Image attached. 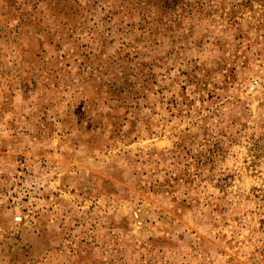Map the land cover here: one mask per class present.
<instances>
[{
  "label": "rangeland",
  "instance_id": "obj_1",
  "mask_svg": "<svg viewBox=\"0 0 264 264\" xmlns=\"http://www.w3.org/2000/svg\"><path fill=\"white\" fill-rule=\"evenodd\" d=\"M161 5L0 0V264H264V0Z\"/></svg>",
  "mask_w": 264,
  "mask_h": 264
},
{
  "label": "built area",
  "instance_id": "obj_2",
  "mask_svg": "<svg viewBox=\"0 0 264 264\" xmlns=\"http://www.w3.org/2000/svg\"><path fill=\"white\" fill-rule=\"evenodd\" d=\"M257 82L249 85V90L254 89ZM47 174L42 169L22 171L16 179L15 194L12 198V220L14 223H20L27 213V207L30 202L39 198L47 185ZM11 205L10 203L8 204Z\"/></svg>",
  "mask_w": 264,
  "mask_h": 264
},
{
  "label": "trees",
  "instance_id": "obj_3",
  "mask_svg": "<svg viewBox=\"0 0 264 264\" xmlns=\"http://www.w3.org/2000/svg\"><path fill=\"white\" fill-rule=\"evenodd\" d=\"M75 1H77V0H75ZM155 1L157 4L158 3L162 4L161 10L165 11V10L169 9L170 6L177 5L179 0H155ZM180 2H182V0H180ZM171 8H174V7H171ZM196 11H199V10H196Z\"/></svg>",
  "mask_w": 264,
  "mask_h": 264
}]
</instances>
